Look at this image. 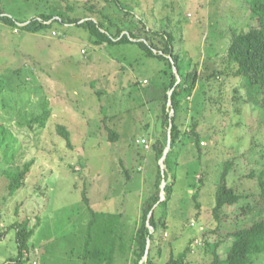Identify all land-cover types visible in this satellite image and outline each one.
<instances>
[{
	"label": "rangeland",
	"instance_id": "obj_1",
	"mask_svg": "<svg viewBox=\"0 0 264 264\" xmlns=\"http://www.w3.org/2000/svg\"><path fill=\"white\" fill-rule=\"evenodd\" d=\"M242 2L121 0L117 7L105 0H0L7 15L27 20L19 22L20 27L44 12L70 7V15L83 18L82 22L91 18L108 27L112 21L116 24L113 33L121 27L123 34L151 35L143 32L141 23L150 30L168 27L175 32L181 62L184 66L190 62L201 80L188 113L179 118L181 129L190 135L176 148L177 179L168 208V230L155 235L152 251L161 247L158 264H166L190 244L188 264H210L214 245L236 229L264 219L261 189L257 179L250 177L253 171L257 174L264 169L261 99L251 102L245 90L235 93L237 78L208 80L212 71L225 68L230 29L250 27L251 18ZM172 71L163 61L147 57L136 44L96 46L83 28L54 22L53 28L30 34L0 21V127L6 130L7 143L0 148V165L3 161L4 167L14 161H33L26 187L5 204L6 180L0 176V235L18 220L30 219V228L36 230L28 264H98L92 261V249L98 246L94 243L88 248L92 251L89 260L84 263L82 259L91 212L121 218L130 245L141 223L142 206L156 189L158 169L167 171L164 162L171 151L170 130L164 129L160 114L163 84L171 73L177 74L176 68ZM43 101L51 106L52 117L45 129L40 130L35 122L30 129V120L42 113ZM58 125L71 132V149L58 134ZM106 128L119 139L110 142ZM193 129L202 141L200 150L191 138ZM142 139L149 146L140 145ZM157 142L165 144L161 159L154 150ZM228 161L233 162L229 186L242 199L225 209L227 218L217 230L212 210ZM85 190L90 209L83 200ZM161 197L165 199L163 192ZM3 235L0 264H15L12 259L19 252L16 230ZM228 242L217 251L224 254ZM117 252L114 264H135L133 248L125 255Z\"/></svg>",
	"mask_w": 264,
	"mask_h": 264
},
{
	"label": "trees",
	"instance_id": "obj_2",
	"mask_svg": "<svg viewBox=\"0 0 264 264\" xmlns=\"http://www.w3.org/2000/svg\"><path fill=\"white\" fill-rule=\"evenodd\" d=\"M105 1L115 4L117 7H119V3L121 2V0ZM242 3L244 11L251 18L250 27L247 30L240 27H232L230 29V41L224 57L225 68L222 71H212L208 76V80L218 79L222 76L237 78L239 86L235 89V93L245 90L251 102H253V98L261 99V105L264 108V0H243ZM70 10H72L70 7H68L67 11L55 8L50 12L40 14V16L31 19L25 23L26 25L20 27L18 25L19 22L23 23L27 20H17L7 15L0 8V21L12 28H18L30 34L42 33L47 29L53 28L54 22L65 26L83 28L88 34L89 41L96 46H104L105 44H136L147 57L163 61L171 71L173 68L177 70V74L171 73L169 81L163 84V103L160 114V120L164 129L168 130L169 128L170 130L171 151L164 162L167 171L162 173L161 169H158V178L155 183L156 189L145 200L142 206L141 223L131 238L130 245H128L124 238L120 222L121 218L118 216L113 218L107 214L91 212L92 218L89 222L87 249L84 250L82 258L84 263L89 260L86 258L92 254V251L88 248L94 243L98 246L92 249L95 257L92 261L98 264H114L115 256L118 253L117 250H119L121 255H125L132 248L135 264H141L143 260H146L143 264H158L157 257H161V247H157L156 253L152 251L156 246L155 235L161 230H168V208L174 195L177 179L178 153L176 148L181 141H184L185 135H190L181 129L179 118L182 114L188 113L191 98L197 90L199 80H201L200 76L196 69H191L190 62H188L189 64L184 62L185 66L181 62V53L176 50V34L168 27L150 30L147 25L139 21L142 24L143 32L146 34L151 33V35H142L133 31L123 34L121 27H118L117 32L113 33L112 29L116 24L112 21H110L108 27H105L103 22L96 23L91 18H87L86 21L82 22L83 18L72 17L69 13ZM90 12L95 13L94 9L90 10ZM98 14L102 13L99 12ZM51 20L52 24H48ZM185 60L186 56L184 55ZM179 79L180 81H178ZM2 86L0 83V93L2 92ZM169 104L170 107H168ZM41 108L42 113L30 120V129H32V123L34 122L38 124L40 130L45 129L52 117V109L48 102H41ZM169 111H173L174 115L171 116ZM105 131L108 134L110 142H115L119 139V135L111 128H106ZM57 132L71 149L72 134L69 129L66 126L58 125ZM191 136L195 146L200 150L202 141L199 135L195 133V129H193ZM5 139L6 130L4 127H0V148L3 145H7V143L5 144ZM166 139H168V136H166ZM154 150L156 151L157 158L161 159L165 150V144L160 142L155 143ZM6 164H8L7 167H4L3 161L2 166L0 165V176L6 180L4 187L6 196L3 197V204L7 200L14 198L26 187V180L33 161L24 163L14 161L11 164ZM223 166L212 210L213 218L218 223L217 230L222 221L227 218L225 209L236 206L242 199V196L237 194L228 183V176L233 168V162L228 161ZM170 175H172L171 178ZM250 177L257 179L259 188L261 189L260 196L264 199V169L260 170L257 174L253 171ZM169 178L171 179L170 181ZM163 182H166L164 189L161 188ZM200 183L202 185L203 181L200 180ZM162 192L165 196L164 200H161ZM83 200L88 209H90V201L86 190L83 191ZM245 210L243 208L242 212H245ZM156 211H160L159 217L156 216ZM113 222L120 225H114ZM30 223L29 218H24L18 220L3 232V234H7L10 229L16 230V243L19 252L18 256L12 259L15 264H28L32 261V246L30 247V244L36 227L30 228ZM94 229L98 232L97 237L92 235ZM151 229L153 232H151ZM3 234L0 236H4ZM228 240H230L228 242L229 246L226 252L221 254V246L227 243ZM190 246L191 244L182 253L176 256L172 255L166 264H188V257L192 251ZM214 247L216 251L213 252V259L210 264H257L259 260H264V219L256 221L247 227L236 229L229 233L225 240H220ZM218 249L220 251H217Z\"/></svg>",
	"mask_w": 264,
	"mask_h": 264
},
{
	"label": "built area",
	"instance_id": "obj_3",
	"mask_svg": "<svg viewBox=\"0 0 264 264\" xmlns=\"http://www.w3.org/2000/svg\"><path fill=\"white\" fill-rule=\"evenodd\" d=\"M138 143H139L140 145H144V146H145V144H146V146H149L148 143H147V141H146L145 139L138 140Z\"/></svg>",
	"mask_w": 264,
	"mask_h": 264
},
{
	"label": "water",
	"instance_id": "obj_4",
	"mask_svg": "<svg viewBox=\"0 0 264 264\" xmlns=\"http://www.w3.org/2000/svg\"><path fill=\"white\" fill-rule=\"evenodd\" d=\"M166 155H167V152L165 153ZM166 155H164L165 157H166ZM165 157L162 159V160H164L165 159ZM162 189H164V187H162ZM146 259V258H145Z\"/></svg>",
	"mask_w": 264,
	"mask_h": 264
},
{
	"label": "clouds",
	"instance_id": "obj_5",
	"mask_svg": "<svg viewBox=\"0 0 264 264\" xmlns=\"http://www.w3.org/2000/svg\"><path fill=\"white\" fill-rule=\"evenodd\" d=\"M26 25V24H25Z\"/></svg>",
	"mask_w": 264,
	"mask_h": 264
}]
</instances>
